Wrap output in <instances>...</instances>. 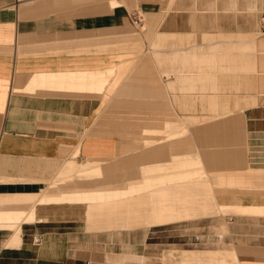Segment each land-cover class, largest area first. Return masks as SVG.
Returning a JSON list of instances; mask_svg holds the SVG:
<instances>
[{"label": "crops", "instance_id": "0c3cea01", "mask_svg": "<svg viewBox=\"0 0 264 264\" xmlns=\"http://www.w3.org/2000/svg\"><path fill=\"white\" fill-rule=\"evenodd\" d=\"M134 11L142 16V28L132 22ZM235 42L255 48L261 61L259 91L252 96L262 104L240 112L245 128L225 125L228 119L220 120L223 126L193 122L195 116L171 100L183 98L185 88L186 96L196 92L199 55H207L203 65L212 74L214 57L209 56L215 49L227 52ZM263 44L264 0H0V264H91L92 246L111 245L93 235L205 219L120 231L117 226L100 230L97 216L106 203L120 214L116 209L128 198L134 203L125 201L128 210L146 198L147 204L155 198L161 204L160 194L172 188L154 189L158 199L150 197L149 184L184 170L150 169L194 155L193 146L203 161L197 170L237 172L233 162L244 158L247 146L248 167L264 169V160L255 165L251 140L264 139ZM231 61L229 71L236 69ZM184 119L192 120L190 139L167 141ZM165 197L156 207L158 215L174 209ZM151 203L149 209L143 204L149 212ZM198 209L192 212L201 214ZM216 218L215 227L228 233L230 224ZM255 231V242L248 243L254 236L235 235V243H247L240 252L238 245H223L215 251L175 249L156 256L167 264H264V221ZM105 254L106 264H145L152 255Z\"/></svg>", "mask_w": 264, "mask_h": 264}, {"label": "bare ground", "instance_id": "6f19581e", "mask_svg": "<svg viewBox=\"0 0 264 264\" xmlns=\"http://www.w3.org/2000/svg\"><path fill=\"white\" fill-rule=\"evenodd\" d=\"M247 42L250 43V40ZM235 43H233L234 45L227 46L229 48L228 50L229 53H227L228 51L227 52L219 51L218 49H215L214 55L212 56L208 55L209 57H214L213 61L210 62V64L214 63L213 65L214 67L210 66V69L215 70V72L212 74L207 73L203 65L204 60L207 58L206 57L207 55H199L198 56L199 58L197 61L199 68L194 74L195 87L193 89H195L196 92H193V93L189 92L186 96L187 89L185 88L184 90L185 95L183 98L178 97L177 99L176 97H173V100H171V103L173 102V104L177 106L179 109L182 108L183 110H188L190 115H194L195 120H193V122L196 121L198 122V124L207 123V122H213V123L217 122L215 123L217 124L215 126H223V124L222 125H220L221 123L219 124L220 120L222 121L224 119H228L225 125L230 126L232 128H241V127L244 128V125H245L244 120L241 119L240 114L233 116L234 111H237V113L242 112V110L252 105L251 102L253 101L255 103L257 101L258 105L262 104L257 98L256 99L254 98L253 99L251 98L243 99V97L247 95L248 92L250 94H253L259 91V87L257 85V80L259 79L257 75V68H258L257 66L261 61L257 59L258 55L255 54V48L252 49L251 52L249 53L248 51L250 49L248 48L246 50L245 48L246 42L245 43L243 42L244 44L242 45L238 43L235 44ZM223 46H226V45L221 44V43L220 45H218V47H223ZM230 57H232V59H234L236 63V69H233V71H229L228 70L229 68L227 69L228 60L230 59ZM171 93H173V91ZM255 96L259 97L257 95ZM166 119L167 120L169 119L167 115H166ZM175 120L176 119H173L172 121L174 122ZM178 121H175V122H178ZM190 121L192 120L184 119V121L182 122L183 126L181 125L182 124L181 123L180 125L182 127L181 129L179 128L176 134H172L173 133L172 132L166 136L167 141L169 142L173 140L176 141V140L183 139V138L190 139V134H187L189 133L188 127L191 125L190 123H192ZM176 126L177 125H175V127ZM169 127L171 128V126ZM171 131L173 130H170L169 132ZM243 142L245 141L242 139V143ZM246 148H247V151H246L247 153L244 155V158L238 163L233 162L232 168L233 170L237 172L221 174L219 172H212L213 170L211 171V173L207 172V170L206 172L197 170V166L201 165L203 161L201 162L200 160L201 159L200 157L201 153H199L200 149L197 148L196 146H193V150L196 151L194 155H190L188 157H185V156L174 157L172 162L168 164L167 166L165 165V167L160 168L158 165V167L156 166L157 168L156 167L151 168L150 169L151 173H157V172L159 173V172H165V171L172 172L173 170H181V169L184 170V172L175 173L173 175H168L167 177H164V178L153 179L151 184H149L150 185L149 190L151 192L150 197L152 194H153L152 197L153 196L158 197L157 194L155 196L154 193H152V191L155 192L154 189L159 188V190H162L160 191V193L163 192V189H160V187L163 188L164 186H168L173 189V190L165 189L167 191V193H165L166 195L164 193H161L160 199L158 197V199L161 200L162 198L161 195H164L162 198L163 200L164 198H166L165 196H168L169 204L167 203L165 204L169 205V207L174 208L172 210H170L171 208L169 209L170 210L169 213L171 214L168 213L169 215H158L160 214L161 211L159 208L156 209V207L157 206L160 207V205L163 203H162V200H161V204L159 203L158 200L155 201L157 198H155V200L152 198L153 199L152 201L149 200V204L150 202H152L151 207H153L151 208L152 210H150L149 212L148 211L149 204H147L148 203L147 201L149 198H146V196L148 197V195L146 196L142 195L141 196L142 198L145 196L144 198H146L145 200H147L146 201L147 203H145L144 199H141L143 201L139 199L141 203L143 202L142 204L136 201L137 199H135L136 208L134 207L128 210L129 208L127 209V206L129 207L130 205L125 204V201H128V200H122V203L124 201L123 204L124 206H126V208L121 204H119V206L121 205L120 207L117 205L119 210L117 208L116 211L120 212V214H116V215L113 214L115 211L112 212L113 209L111 206L113 205H111V203L104 204L103 208L101 209V215L97 216L99 229L100 230H115V227L117 226V228L118 227L121 228V229L118 228V230L121 231L122 228L124 227L125 228L129 227L130 229L132 227L134 228L136 227L137 229V227L139 228L144 227V226L148 227L150 225L152 227V225H156V224L159 225V224H164V223L168 224L170 222L172 224V222H176V221L179 223V221L181 220L187 221L188 219L191 220L192 218L194 219L195 217L196 218L197 217L207 218V216H211L215 218L219 216L221 218L228 217V219H232L233 217L234 218L235 217L247 218V219L253 218V219H257V221H259L260 219H264V204L260 203L264 201V169H261V168L256 169V168L248 167V146ZM117 153L118 152H115V155ZM88 154L94 156L96 152L89 151ZM90 164L92 165V163ZM91 165H88V166H91ZM191 167L196 168V170H192ZM222 180H229L230 182H239V183L241 182V184L231 185V186H222L221 185ZM242 182H248V185H244ZM253 182H257V183L255 184ZM197 188L201 190V192L199 191L200 194L198 192L199 189ZM159 190L157 191L159 192ZM157 191L156 193H158ZM196 192L198 195H196ZM149 193H146V194H149ZM181 195L183 196V199L179 201V196ZM222 197H225V198H222ZM221 198L223 199L222 201H220ZM226 198H228V200ZM128 199L129 201H132L130 200V198ZM120 201H118V203ZM129 201L128 203L131 204V202ZM244 201H246V203H244ZM144 203L147 204L148 209L147 207L146 208L143 207ZM140 204L142 205V208H143L142 210L145 211L146 209L149 213L147 211H145L144 213L142 210H140L139 209L141 208ZM179 206L180 207L182 206L181 209L178 208ZM193 208L196 210V212H198L197 209L200 208L202 213L196 214V212H192ZM128 211H130V213ZM140 211H142L144 214L141 213ZM156 212H159V213L157 214Z\"/></svg>", "mask_w": 264, "mask_h": 264}, {"label": "rangeland", "instance_id": "374dc122", "mask_svg": "<svg viewBox=\"0 0 264 264\" xmlns=\"http://www.w3.org/2000/svg\"><path fill=\"white\" fill-rule=\"evenodd\" d=\"M252 49L248 52L250 53ZM234 57V56H232ZM235 61L232 59L231 66L235 67ZM246 94V93H245ZM256 99L252 96L249 92L247 95L243 97V99ZM252 105L249 107L258 106L257 101L256 103L253 101L251 102ZM247 107V108H249ZM241 113L234 111V115H238ZM237 117V116H236ZM241 119H245L241 117ZM245 128V125H244ZM119 137H122L119 136ZM123 137H131L130 135ZM252 140V148H253V159L255 161V165L260 164L264 160V145L261 142H264L262 136H251ZM121 145L129 146L130 142H120ZM253 168V167H252ZM196 170V168H193ZM260 169V168H256ZM225 198V197H222ZM221 198L220 201L223 199ZM221 218V217H218ZM206 219V220H205ZM200 219L194 222H187L178 225H171L167 227L161 228H152L148 231L143 230H135L131 232H121V233H112V234H98L93 235L96 236L97 239L104 240L101 243L106 242L109 240L111 245H103V246H92L91 249L92 254L94 257L90 260L89 263L91 264H106V257L105 253L108 252L119 255V256H132V255H139L144 251H148L152 253V255H148L145 258V264H167L164 263L156 253H164L167 254L172 250H200V251H215L220 249L221 247H226L230 249L233 245L236 246L238 252L242 250V246L247 244H237L234 242L235 235H249L254 236V238H250V242H255L256 240V228L261 225L264 219H247V218H238L233 217L232 219H225L227 224L229 223L231 226V231L227 233L226 231L218 230L215 226L219 224V221L215 220V218H205ZM217 219V218H216ZM240 220V221H238ZM253 221V222H252ZM234 224V225H233ZM257 225V226H256ZM219 227V226H217ZM223 233H225L223 235ZM222 234V235H220ZM108 244V243H107ZM224 245V246H223ZM95 259L96 263L93 262ZM108 263V262H107ZM119 264H131L130 262L124 260ZM169 264V263H168Z\"/></svg>", "mask_w": 264, "mask_h": 264}, {"label": "built area", "instance_id": "2783aa9c", "mask_svg": "<svg viewBox=\"0 0 264 264\" xmlns=\"http://www.w3.org/2000/svg\"><path fill=\"white\" fill-rule=\"evenodd\" d=\"M131 16V19H132V22L133 24L138 27V28H142L143 27V19H142V16L139 12L137 11H134L130 14ZM39 238H33V242L38 244L39 243Z\"/></svg>", "mask_w": 264, "mask_h": 264}]
</instances>
